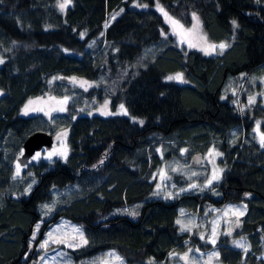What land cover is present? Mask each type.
<instances>
[{
  "label": "trees",
  "instance_id": "obj_1",
  "mask_svg": "<svg viewBox=\"0 0 264 264\" xmlns=\"http://www.w3.org/2000/svg\"><path fill=\"white\" fill-rule=\"evenodd\" d=\"M54 3L0 0V264L34 263V247L59 218L76 224L87 241L66 251L75 263L97 257L96 264H165L186 238L197 250L211 248L179 233V208L196 214L238 202L244 214L232 237L242 236L248 248L218 236L217 260L261 264L264 148L249 133L254 118L264 120V107L240 112L230 101L234 95L221 99V89L229 77L242 76L244 84L247 75L264 74V0H71L63 10ZM165 13L181 25L195 14L207 42L228 47L207 56L178 47ZM175 73L183 82L163 80ZM70 77L103 78L94 89L97 100L107 98L110 109L123 105L127 116L77 114L67 104L55 122L66 132V158L29 162L13 178L24 139L52 132L41 116H20L21 105L48 93L61 96ZM209 145L221 154V180L212 186L217 197L209 189L151 197L156 148L170 158L179 147L198 153ZM63 188L72 190L71 198L41 222L28 248L41 219L37 205ZM137 204L135 218L115 215Z\"/></svg>",
  "mask_w": 264,
  "mask_h": 264
},
{
  "label": "rangeland",
  "instance_id": "obj_2",
  "mask_svg": "<svg viewBox=\"0 0 264 264\" xmlns=\"http://www.w3.org/2000/svg\"><path fill=\"white\" fill-rule=\"evenodd\" d=\"M63 2L64 0H55L54 7L61 10L59 4ZM169 18L171 17L164 16V23L167 26L169 34L173 36L175 45L178 47L184 48L185 50L195 49L205 56L221 51L219 47L215 49L209 48V45H220L223 42H207L199 21V27L189 32L190 29H193V25L197 24V21L193 19V16L187 25H181L179 23L173 24L172 21L176 20ZM201 36L205 39H201ZM189 43L194 44L195 47H189ZM93 56L94 55L91 54L92 58ZM177 74L180 73L166 75L163 77V80L182 82L178 79H168V77H175ZM263 75V73L258 76L255 73L250 74L249 76L247 75L245 83L248 84H243L244 81L241 79L242 76H237L238 80L235 82L233 79H236V77H229L230 80H228L223 89H221V99H223L226 94L234 95V97H231L230 101L234 103L240 112L244 111L245 108L249 111L250 109H254L258 106L259 108L264 107ZM55 78L65 77L57 74L55 75ZM239 79H241V81H239ZM67 80L71 85L70 89L62 91L61 96L54 97L48 93L40 97L26 100L20 107V116L26 117L39 115L44 118L52 131L51 133L46 131L44 133L53 137L51 147L48 150L40 151L41 155L37 159H33L36 155L35 153L27 163H34L37 160L49 161L47 158L48 153L52 152L54 149L60 151L64 149L66 141L65 135L62 134L65 133V130L60 128V125H57L55 122L59 116L67 110V108H65L67 104H74L73 112L77 114L95 113L97 115H110L113 113L115 115L127 116V114H125V109L123 108V111L120 106L110 109L109 100L107 98L99 101L97 100L94 89L100 86L99 83L103 82V78L89 81L80 78L73 79L70 77ZM102 92H105L106 94L110 93L108 89L102 90ZM242 95L243 97H241ZM65 99L66 102L61 104L60 102L65 101ZM30 100L34 102L31 105L28 104ZM26 105H28L27 112H25ZM60 108H63L64 110L60 111ZM257 112L261 114L260 111ZM249 134L252 135L255 142L261 147V136L264 135V120L259 117L254 118ZM58 135L60 136L59 139H57ZM231 139H233V136ZM162 148L155 149L156 155L160 161L156 170H153L149 176V180L152 183L151 197L170 200L182 193L187 192L202 194L207 192L208 189V194L217 197V194L215 195L216 192L212 189V186L220 182L223 169L220 163L221 154L216 155V153L220 152L214 145H209L202 152H198L201 162L199 168H192L188 164L189 157L196 154V152L192 153L191 150H188L186 147H179L174 155L167 158L165 155V148ZM210 150H212L211 153ZM54 158L64 160L65 157L53 155L51 160ZM13 169L12 177L18 178L20 176V172H22L25 167H20L14 162ZM214 174H218L220 178L219 180H213L212 183L209 184L208 182L209 180H212ZM32 183H34V181L30 180L28 185L24 187V195L29 192ZM193 185L195 187H193ZM71 192L72 190L70 188L53 190L49 201L37 205V211H39L41 219L33 226L28 248L31 247L32 241L35 238L41 222L51 215L56 206L62 204L64 200L70 199L72 195ZM245 198H247V195H245ZM44 205H48L49 207L45 208L43 207ZM139 207L140 204H137L128 207L127 211L125 208L115 210V215L124 214L130 218H135L138 215ZM237 208L244 212V205L239 202L225 203L218 207H207L203 209L201 213L199 212L196 214L179 208L177 211L176 224L178 225L180 233L188 235V238L192 236L196 237L200 239L201 242L211 246V248L205 251L197 250L187 244L186 238L182 242L183 248L180 251H174V256L173 254L169 255L165 264H221L217 260L215 253L216 249L213 247L214 243L212 242L213 240L216 241L218 236L229 237L230 245L233 248H247L248 244L242 236L232 237L234 230L237 229L238 219L241 217H237V215L234 214L235 209ZM178 220L180 221L179 224L177 223ZM214 232L215 235H213ZM84 241L85 238L83 233L76 224L71 223L64 218H59L56 223L49 226V228L45 231L43 238L34 247L35 251L38 252V256L35 259V262L31 264H96L97 257L81 260L75 263L66 253L67 250L80 248L85 244ZM238 244L240 246H237ZM41 245H43V247H41ZM262 246L264 247V241L262 242ZM214 253L215 255H213ZM179 256L184 257V261L182 259L178 261L175 259V257ZM258 258L261 260V264H264V250Z\"/></svg>",
  "mask_w": 264,
  "mask_h": 264
},
{
  "label": "water",
  "instance_id": "obj_3",
  "mask_svg": "<svg viewBox=\"0 0 264 264\" xmlns=\"http://www.w3.org/2000/svg\"><path fill=\"white\" fill-rule=\"evenodd\" d=\"M60 81L66 82L65 79H60ZM53 137L44 132H33L28 135L21 144L20 154L15 159V163L22 167L27 164L28 160L33 157L37 152L48 150L51 147ZM188 164L192 168H199L200 155L198 153L193 154L189 160Z\"/></svg>",
  "mask_w": 264,
  "mask_h": 264
},
{
  "label": "snow or ice",
  "instance_id": "obj_4",
  "mask_svg": "<svg viewBox=\"0 0 264 264\" xmlns=\"http://www.w3.org/2000/svg\"><path fill=\"white\" fill-rule=\"evenodd\" d=\"M70 2H71V0H64L63 3H60L59 4L60 9L63 10L66 7V5L69 4ZM160 10L163 11V9H160ZM165 16H167V13H165ZM169 19H171V18H169ZM193 19L197 21V24H194L193 25V29H190L189 32H191V31H193V30H195L196 28L199 27L198 18L195 16V14H193ZM172 23L173 24H178V21H174L173 20ZM232 23H233L234 26L236 25V22L235 21H232ZM81 35H83V34H81ZM200 38L201 39H205L203 36H201ZM189 47H195V45L192 44V43H189ZM217 47H219L221 49V51H222L223 49H225L226 47H228V45L223 44V43L220 44V45H209V48H211V49H215ZM0 63H3V61L0 60ZM73 79H75V78H73ZM168 79L169 80L178 79V80H181L183 82L182 74H177V76H175V77H171L170 76V77H168ZM65 102H66V99H65V101H61L60 103L63 104ZM250 102H251V100H250ZM32 103H34V102L31 101V100L28 102L29 105H31ZM121 109H123V105H121ZM27 110H28V105L25 106V112H27ZM59 110L60 111H63L64 109L63 108H60ZM140 123H143V121H141ZM62 135H66V132L63 133ZM59 138H60V136L58 135L57 139H59ZM261 147H264V135L261 136ZM211 151L212 150H210V153H211ZM40 155H41L40 152H37L36 155L33 157V159L39 158ZM53 155H60V156H63V157L66 158V156H67V148H66V146L64 147V149L62 151L54 149L52 152L48 153L47 158L49 160H51V157ZM216 155H220V153H216ZM101 163H102V161H101ZM218 171H222V170H218ZM219 178L220 177H219L218 174H214L213 177H212V180H209L208 183L211 184L213 180H219ZM193 187H195V186L193 185ZM43 207L48 208L49 206L48 205H44ZM49 210H51V209H49ZM234 214L237 215V217H239V216H242L244 214V212L241 211L239 208H237V209H235ZM177 223L179 224L180 221L178 220ZM182 230H183V228H182ZM213 235H215V232L213 233ZM212 242L215 243L214 240ZM84 243H87V241H84ZM237 246H240V245L238 244ZM41 247H43V245H41ZM213 255H215V253Z\"/></svg>",
  "mask_w": 264,
  "mask_h": 264
},
{
  "label": "crops",
  "instance_id": "obj_5",
  "mask_svg": "<svg viewBox=\"0 0 264 264\" xmlns=\"http://www.w3.org/2000/svg\"><path fill=\"white\" fill-rule=\"evenodd\" d=\"M177 218V217H176ZM175 224H176V219H175ZM177 225V224H176ZM177 227H178V225H177ZM178 231H179V233H180V230H179V228H178ZM244 239V238H243ZM200 240V239H199ZM231 246V245H230ZM232 247V246H231ZM248 248V247H247ZM247 248H241V249H239V250H242V251H246L247 250ZM236 249H238V248H236ZM174 251H180V250H173V251H171L169 254H168V256L169 255H172L173 254V256H174ZM198 252V251H197ZM215 253H216V256H217V252H216V250H215ZM172 256V257H173ZM175 259L178 261V260H180V259H182L183 261H184V257H182V256H179V257H175ZM177 264V263H176Z\"/></svg>",
  "mask_w": 264,
  "mask_h": 264
}]
</instances>
